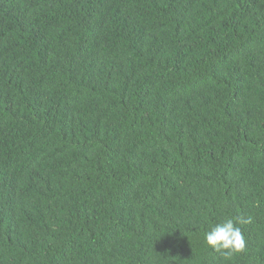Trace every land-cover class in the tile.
<instances>
[{"label": "trees", "instance_id": "obj_1", "mask_svg": "<svg viewBox=\"0 0 264 264\" xmlns=\"http://www.w3.org/2000/svg\"><path fill=\"white\" fill-rule=\"evenodd\" d=\"M0 264H264V0H0Z\"/></svg>", "mask_w": 264, "mask_h": 264}, {"label": "clouds", "instance_id": "obj_2", "mask_svg": "<svg viewBox=\"0 0 264 264\" xmlns=\"http://www.w3.org/2000/svg\"><path fill=\"white\" fill-rule=\"evenodd\" d=\"M251 217L225 218L204 233L205 242L226 259L244 251L246 239L241 225L250 224Z\"/></svg>", "mask_w": 264, "mask_h": 264}]
</instances>
